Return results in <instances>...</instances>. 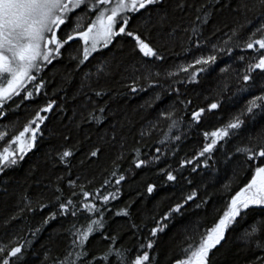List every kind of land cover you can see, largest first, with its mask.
Listing matches in <instances>:
<instances>
[{
    "label": "snow or ice",
    "instance_id": "6c2138e0",
    "mask_svg": "<svg viewBox=\"0 0 264 264\" xmlns=\"http://www.w3.org/2000/svg\"><path fill=\"white\" fill-rule=\"evenodd\" d=\"M224 12L235 14V26L225 25L229 27V32L224 34L227 39L213 42V37L222 29L213 27L210 35L206 33ZM249 13L252 18H249ZM240 15L243 22L235 18ZM257 17L259 23L253 25V19ZM125 38L132 42V53L139 57L125 67V71L131 68L134 73H139L127 87L133 94L152 92L141 107L158 108L167 95L175 94L176 99L159 113L164 119L171 120L170 130L178 123L172 119L178 110L177 104L187 107L193 103L186 97L181 99L180 88L173 85L198 83L199 74L216 65L221 55L231 56L237 49L248 53L238 57L245 68L242 74L236 73L240 81L237 92L244 95L246 103L223 126L203 132L205 143L198 153L199 158H204L203 166L207 169L208 161L219 152L220 146L246 132L248 144L237 146L231 156L228 152L223 153L225 164H231L237 154L244 157L231 169L230 184L224 189L225 193L233 187L239 190L226 201V209L213 226L203 233L193 229L190 236H185L187 247L181 248L182 258L176 259L174 264H264V0H252L250 5L243 0H231L230 3L228 0H0V122L8 120L27 102L47 97L45 89L55 82L57 75H61L55 69L65 52L69 63H74L71 72L65 68L61 79L71 84L74 75L95 59L96 53L104 49L112 52L118 41ZM73 45L80 46L73 49ZM177 46L181 47L185 59L191 57V62L167 66L166 53ZM206 46L211 47V54H200ZM122 55V50H118L113 52L112 59L105 57L100 61L95 66L97 78L114 76L124 64L122 59H117ZM229 67L220 68V72L228 73ZM46 69L54 70L50 80H45L42 75ZM181 73L185 78L177 79ZM92 75L91 71L86 72L84 78L91 79ZM169 79L171 92L164 89V83ZM84 87L82 82L77 91L84 97L81 107L87 110V115L80 119L74 116L69 124L64 125L65 131L48 128L51 119L48 114H54L59 107L51 98L32 109V118L18 134L0 131V142L9 145L0 148V176L19 167L28 153L38 149L46 138V131L48 138L57 140L59 146L53 145L44 153V166L47 167L51 160L53 166L62 165L69 173L66 181L64 177H57L54 201H36L33 204L27 192H23L20 194L22 206L19 211L5 221L12 224L26 213L39 212L40 226L32 233L36 239L54 223L58 224L49 240L63 238L62 258L53 259L48 244H41L36 249L34 240L25 243L17 240L0 245V264H29L30 256L35 258V264H159L151 255L156 248V238L165 232L169 223L178 216L183 217L190 202H195L198 197L197 191H191L169 203L158 217L150 218L154 224L150 228L133 219L131 207L135 200L113 211L109 205L120 199L121 186L128 183L137 170L158 166L161 149L156 147V154L149 157L138 146L129 148L132 121L118 119L117 112L107 104L95 106L92 98L83 91ZM157 88L162 91H156ZM58 90L65 91L63 86ZM228 90L225 85L218 94ZM93 92L96 97L109 96L108 91ZM73 99L77 96L74 95ZM221 107L219 100L199 107L191 112V120L199 125L210 115L216 116ZM144 135L145 131L141 129L140 138L143 139ZM180 139V136H175V140ZM104 157L109 158L111 170L103 168L100 175L104 178L100 187L89 191L88 185L93 184L96 178L93 165L99 166ZM199 158L191 168L193 173L198 171ZM129 161V167L121 170L122 165ZM179 163V169L171 166L159 169L164 184L181 185V181L186 179L182 170L186 165H192L193 160ZM36 168L39 170V163ZM73 168L84 175L87 183L81 181L80 175L72 178ZM249 170H252L250 179L239 186ZM29 173H32L31 168ZM105 173L114 179V185L112 179L104 176ZM187 183L192 184L193 181L187 179ZM160 186L155 182L147 183V196H153ZM4 191L7 192L6 186ZM207 203V200H202L196 208ZM114 218L126 219L120 224ZM145 229L149 233L147 238L144 237ZM237 229L240 233L233 238ZM125 235L135 239L132 248L123 244ZM97 236L99 241L93 243Z\"/></svg>",
    "mask_w": 264,
    "mask_h": 264
},
{
    "label": "trees",
    "instance_id": "16d2710c",
    "mask_svg": "<svg viewBox=\"0 0 264 264\" xmlns=\"http://www.w3.org/2000/svg\"><path fill=\"white\" fill-rule=\"evenodd\" d=\"M230 3L231 0H228ZM243 2L251 4L252 0H243ZM235 14H229L224 12L223 16L217 17V23L209 26V30L206 34H211L213 27H219L222 32H217L213 37V42L217 40L227 39L225 33L229 32V27L225 25L235 26L233 23V16ZM237 20L243 22V16H236ZM249 18H252V14L249 13ZM223 20V23H220ZM259 23V18L253 19V25ZM253 25H250L252 27ZM82 44V42H81ZM80 45H73V49ZM122 50L123 55L118 56L117 59H122L124 64L121 65L119 71L114 76H101L99 79L95 75L96 65L102 61L105 57L112 59L113 52ZM179 53V55H177ZM200 54H211V47L206 46L204 51ZM168 56L167 66L187 64L191 62V57L185 59V54L181 51V47L177 46L171 52L166 53ZM240 55L247 56V52H241L240 50H234L231 56L221 55L218 63L213 65L211 69L199 74V82L190 85H173L174 88H180L181 99L192 100L193 103L185 107L183 104H177V109L172 119L176 120L177 126L171 128V120L164 119L159 115L160 110L168 107L174 99L175 94L167 95L165 101L158 108L145 109L141 107L144 100L152 94L151 90L148 92L131 93L128 85H132L133 77L138 76L139 73H134L131 68L125 71L130 63H134L139 57L132 53V42L128 39H120L112 52L108 49H104L101 52L95 54V59H91L81 71L74 75V79L71 84H66L62 81L61 75H63L65 68L71 72L72 63H69L67 52L63 59L56 64V69L59 70L61 75H57L55 82L50 83L49 87L45 89L47 97L41 96L37 98L35 102H27L26 105H22L13 115H10L8 120L0 122V131H7L10 135L14 132L18 134L23 130V126L29 119L32 118V109L37 104L43 105L48 98L54 99L59 105L54 111V114L50 115L51 119L48 123V128H55L58 131H65L64 125L69 124L74 116L76 119L82 118V115H87V110L81 107V103L84 100L83 96H80L78 89L81 83L85 85L83 91L92 98V103L99 107L105 104L108 107L117 112V118L120 120H131L132 131L129 136V148L133 145L140 147L142 153H146L149 157L155 155V148L159 147L161 152L158 154L161 158V163L153 168L137 170L135 176L132 179L121 186L122 195L118 201H114L113 205H109L113 208V211L123 208L126 203H130L135 200L136 203L132 205L131 212L133 219L136 223L143 222L148 225V228L154 226L151 221V217L164 211L169 203H174L175 200L180 199L182 196H186L191 191H197L198 197L195 202H190L185 215L183 217H177L171 223H169L164 233H160L157 239L156 248L151 252V255L159 261V264H174L176 259L182 258V247H187L185 242V236L191 235L193 229H198L200 233H203L206 228H210L217 221L219 215H222L223 210L226 209V201L230 199V196L239 190L238 187H233L228 193H225V185H229L231 181V169L236 166L238 161H243L244 157L237 154L231 164L224 163L223 153L228 152L231 156L235 152L237 146H244L249 143L248 134L242 132L238 137H233L227 144L220 146L219 152H216L212 159L208 161L209 168L205 169L203 166L204 158H199L198 153L201 150L203 143L204 131L215 130L216 127L223 126L232 116L237 114L239 110L244 106L246 100L243 94L237 92L240 81L237 79L236 73H243L245 64L241 62L238 57ZM115 63V61H113ZM230 66V67H229ZM198 67V66H197ZM229 67L228 73H221L220 68ZM172 71H176V68H170ZM54 70H47L44 75L45 80H50ZM91 71L93 73L91 79H85L84 73ZM190 72L192 69L189 70ZM183 73L180 74L177 79H184ZM143 84V82H141ZM171 83V79L164 83V89H168V84ZM228 86V91L223 94H218L219 90ZM63 86L65 91H59V87ZM140 87V85H136ZM29 87H31L29 85ZM187 89V91H186ZM93 90H104L109 92V96L96 97ZM156 91H162L157 88ZM55 93V95H53ZM76 95L77 99H73ZM250 98V97H249ZM219 100L221 102V109L216 116H209L207 119H203L202 122L197 125L191 120V112L197 110L199 107H206L209 103ZM99 115V113H97ZM159 117V119H158ZM109 121H112L111 115H109ZM152 122L151 124L149 122ZM8 127L5 128L4 125ZM144 129L145 135L143 139L139 136V131ZM175 136H180L179 141L175 140ZM45 140L40 143L39 148L28 153L23 161L20 162V166L8 171L4 176H0V245L5 243L19 241L25 243L27 240H34L35 248L39 249L41 244H48L51 248V255L53 259L62 258V252L64 248L63 238H54L49 240V235L53 233V228H58V224H53L45 232H43L39 239L33 237L32 233L35 228L40 226L41 215L39 212L36 214L26 213L22 215L18 222L14 221L12 224H6L5 221L13 214L19 211L22 206L20 202V194L27 192L31 197L33 204L36 201L48 203L54 201V188L57 185V177H64L67 180L69 173L65 172V168L62 165L53 166L51 160L48 161L47 167L44 166V153L50 151L55 146H59L57 140L48 138L47 131L45 132ZM133 137H135L133 139ZM164 141V143H160ZM9 146L6 143L0 142V148ZM199 158L201 163L198 167V171L193 173L191 168L195 164V159ZM193 160L192 165H186L182 170L183 176L186 178L181 181V185L164 184V177L159 174L160 168H168L171 166L173 169L180 168V161ZM40 164L39 170L36 165ZM130 161L125 162L122 165L121 170L129 167ZM32 169V173H29V169ZM103 168L111 170V163L108 157L101 158L100 165H93V170L96 172V178L93 184L88 185V190L92 191L95 188L100 187V181L104 178L100 175ZM72 178L75 179L76 175L81 176V181L87 183L84 179V175L79 172L78 169L73 168L71 170ZM252 175V170H249L244 174V178L239 186H243ZM107 178L112 179L114 185V179L104 174ZM89 179L92 177L89 176ZM187 179L193 181L192 184L187 183ZM155 182L161 185L157 192L149 197L146 194L147 183ZM5 186L7 192L4 191ZM67 188V184H64ZM67 191L65 196H67ZM169 197L172 199L169 200ZM202 200H207V204H202L201 208H196L197 203H202ZM162 202V203H161ZM55 211V208H52ZM47 212V210H45ZM124 223L126 218H114ZM115 227V225H114ZM240 229H237L233 233V238L238 236ZM149 235L148 230H144V237ZM99 241L97 236L96 243ZM136 241L131 235H125L123 244L129 248L135 245ZM99 247V245H97ZM29 264H35V258L29 257Z\"/></svg>",
    "mask_w": 264,
    "mask_h": 264
}]
</instances>
